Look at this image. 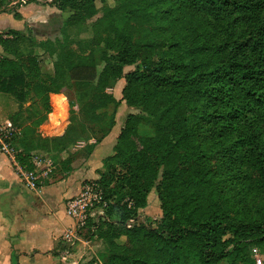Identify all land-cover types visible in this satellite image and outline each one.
<instances>
[{
  "label": "trees",
  "instance_id": "trees-1",
  "mask_svg": "<svg viewBox=\"0 0 264 264\" xmlns=\"http://www.w3.org/2000/svg\"><path fill=\"white\" fill-rule=\"evenodd\" d=\"M53 1L55 10L69 14L60 30L64 39L38 49L55 56V76L88 92L81 109L86 119L95 122L96 112L111 113L88 154L114 128L121 101L140 112L125 122L95 182L107 204L106 220L96 225L107 246L102 264H220L230 258L252 264L250 246L264 255V0H116L102 19L127 17L126 34L108 30L98 75L94 53L74 50L66 37L69 28L91 23L95 3L102 0ZM10 5L0 0V15ZM16 45L0 37V48L12 58L0 60V95L18 106L8 124L17 121L29 91L40 100V119L22 130L19 151L12 155L21 170L35 173L36 153L66 137L40 136L53 92L45 89L37 59ZM132 66L119 102L105 91ZM141 126L148 129L141 133ZM153 188L162 213L150 223L155 229L110 224L118 212L123 221L134 219ZM231 203L246 213L230 217L223 207ZM121 236L126 241L118 245Z\"/></svg>",
  "mask_w": 264,
  "mask_h": 264
},
{
  "label": "rangeland",
  "instance_id": "rangeland-1",
  "mask_svg": "<svg viewBox=\"0 0 264 264\" xmlns=\"http://www.w3.org/2000/svg\"><path fill=\"white\" fill-rule=\"evenodd\" d=\"M30 1L31 0L27 2L25 1L24 4L23 2H21V0H11V5L7 8V13L5 14L14 15L15 18L16 10L24 5H33L28 14L30 15V17L34 16L40 10L46 9V7L54 9L52 7L54 2L53 0H37L35 3L29 4ZM117 4L118 3L116 0L96 1L95 8L97 10V13L95 17H93L91 23L87 26H79L80 30L73 33L71 31L68 33L67 30L68 37H66V40L70 39V43L73 45L74 50H85L87 52L92 51L94 53V73H96V75L100 74L105 66V63L101 61L100 57L102 50L105 47V44L101 41L106 38V33H108V30L123 32L124 34H126L125 29L128 21L127 17L116 16L114 17L112 22H105L102 19L104 16L108 15V11H106L105 8H114L117 7ZM34 18L35 17L31 18L28 21L31 23V26L26 25L23 31L11 32L9 34L7 33L4 34V36L6 37L5 39L16 41V48L23 55L26 56L32 54L37 59V72L43 78V80L46 81L45 89L53 92L49 95L51 114L47 117V121L45 122L46 127H43V139L60 140L63 137H66V139L62 142L60 141L56 147L51 145H43V154L36 153V158H34L32 161L36 164L37 167L36 172L33 173L35 177V182H33V185L36 188L39 186V178L41 173H43V186L48 185L58 177L67 175L70 168L68 166V161L74 154L80 153V156L76 160H80L82 159V157L84 158L85 155H89L88 150L90 145L98 140L103 130L106 129V124L110 120L111 113L105 111L96 112L94 116L96 117L97 121L95 122L90 121L84 117L83 113H81V109L85 106V102H88V92L79 87L78 84H73L71 82H68V80H61L58 76H55L53 69L55 56H48L47 53H44V50L42 51L38 49V45L40 43L49 41L43 40V36H47V33L43 34V31L39 29V24H34ZM48 19H50L52 22H56L55 17L49 16L47 17V21ZM92 25L93 27H91ZM29 26L31 28H29ZM134 26H137V24H134ZM55 36V34L51 35L50 38L53 39ZM63 39L64 38L60 35L59 31V34H57V38L49 42L55 43V40H59L60 42H62ZM3 58L12 59L10 56L5 55V53L0 48V60ZM134 71L135 66L123 68L121 72V79L110 84L108 89H106L105 91L106 94L112 95L117 101L120 102L122 99L121 92L125 86V76ZM88 74V70H85L84 72H82L81 76L83 78H86ZM93 86L95 85L91 83L90 88H93ZM40 106L41 105L39 98H37L31 91H29L26 95V102L23 104L22 110L17 116V121L13 122L12 124L10 123L8 125L5 124L1 126L2 131L13 132V135L9 137L10 140L8 141V151L12 155L19 151V139L22 130L24 128L33 127L34 125L32 124L40 119ZM139 114L140 112L137 109L129 108L124 102H120V106L117 108L114 115V132L119 129L117 137L119 136L121 130L124 128L125 122L128 120V118L130 116ZM147 129L148 128H144L143 126L140 127L141 133H144ZM39 130L40 129H38V132ZM110 143L111 142L104 143V145H102L100 148H97V151L95 152L96 159H106L113 155V149L116 145V140L112 148L110 147ZM38 144L41 146L40 143ZM103 171L104 170L102 165L100 167V170L96 172L97 179L84 181L83 183H81L78 193L75 196L67 198L64 201L65 215L67 203L78 197L86 188L97 189L101 196V200L105 203V192L95 183L99 179V173ZM249 199H251V196L249 197ZM251 201L253 202V198L251 199ZM108 202L110 204L112 203L113 205L115 204L112 201ZM257 203L258 201L256 202V204ZM223 209L228 212V215L230 217L236 216L237 214L241 216L246 213L245 211H242V207L232 203L225 205ZM98 211L99 206L95 204V207L88 214L91 216V218L88 219L86 228L84 230H81L78 234L82 239H92L93 242L98 243V245H96L99 246L96 248V252H98L97 257L94 258L92 262L102 264L101 256L106 255L107 246L104 242L98 239V236L102 230H96V225L99 220L105 221L106 218H104L105 215L102 217L103 219H101V217H98ZM136 214L137 216L134 219L123 221V219L125 218L123 217L124 215H122L120 212H118L117 214L115 213L109 218L110 224L114 228L123 226L126 229H133L141 225H150L152 229H155V225L150 223L153 221H160L162 219L157 188H153L150 190L146 199V207L144 209L138 210ZM72 229H70L69 231H71ZM125 241L126 238L124 236H121L119 239H117L116 243L118 245H123ZM247 257H249L252 264H257V260L260 261V264H264V255L262 254L261 249L256 246H250L248 248ZM220 264L248 263L230 258L221 262Z\"/></svg>",
  "mask_w": 264,
  "mask_h": 264
},
{
  "label": "crops",
  "instance_id": "crops-1",
  "mask_svg": "<svg viewBox=\"0 0 264 264\" xmlns=\"http://www.w3.org/2000/svg\"><path fill=\"white\" fill-rule=\"evenodd\" d=\"M25 1L29 0H21ZM32 7L24 5L17 9L19 19L0 15V37L6 38L4 34L8 32L23 31L26 25L31 26L28 21L35 17L34 24H39L43 34L47 33L43 40L57 38L69 14L46 7L30 17ZM49 16L55 17L56 22L48 19L49 23ZM78 30L80 27H71L68 33ZM54 34L56 36L51 39ZM17 112V104L0 95V126L8 124ZM44 126L46 123L39 128L42 138ZM114 130L90 155L70 165L67 175L43 186L41 173L39 186L34 189L28 187L25 172L15 164L12 156L0 150V264H97L92 261L97 257L98 243L80 236L73 245L64 241L65 234L73 226L64 214V201L78 193L81 183L97 179L96 172L105 158L96 159L95 152L104 143L111 142L110 147H113L119 132V129Z\"/></svg>",
  "mask_w": 264,
  "mask_h": 264
},
{
  "label": "built area",
  "instance_id": "built-area-1",
  "mask_svg": "<svg viewBox=\"0 0 264 264\" xmlns=\"http://www.w3.org/2000/svg\"><path fill=\"white\" fill-rule=\"evenodd\" d=\"M12 133L11 131H2L0 128V150L11 156L12 154L8 151V141L10 140L9 137L13 135ZM25 180L28 187L31 189L35 188L33 185V182H35L33 173H25ZM95 204L99 206L98 217L102 218L107 205L101 200L98 190L91 188H86L78 197L67 203L66 216L72 221L73 229L65 234L64 241L66 243L73 245L78 241V233L86 228L87 221L91 218L88 214L95 207ZM256 263L260 264V261L257 260Z\"/></svg>",
  "mask_w": 264,
  "mask_h": 264
}]
</instances>
